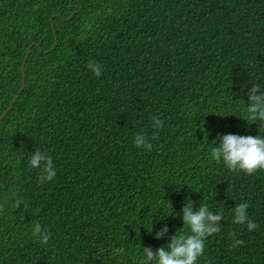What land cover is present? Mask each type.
<instances>
[{"label": "trees", "instance_id": "trees-1", "mask_svg": "<svg viewBox=\"0 0 264 264\" xmlns=\"http://www.w3.org/2000/svg\"><path fill=\"white\" fill-rule=\"evenodd\" d=\"M252 85L264 92V0H0V264H142L191 234L187 200L224 217L196 264H264V170L211 157L225 135L264 138ZM240 203L255 230L232 222Z\"/></svg>", "mask_w": 264, "mask_h": 264}, {"label": "clouds", "instance_id": "clouds-1", "mask_svg": "<svg viewBox=\"0 0 264 264\" xmlns=\"http://www.w3.org/2000/svg\"><path fill=\"white\" fill-rule=\"evenodd\" d=\"M88 69L93 75L99 77L102 75V67L100 64L89 61ZM257 93H260L257 95ZM250 104L246 107L248 119L251 121L264 122V92L256 86L252 85L251 92L248 94ZM153 126L157 129L163 127V121L158 117L153 118ZM155 138V137H153ZM137 148H146L151 150L152 144L148 143L145 135L137 134L134 139ZM211 157L217 163L223 161L224 165L230 171H243L247 175H252L257 170H264V138L260 135L238 136L225 135L220 140L219 146L212 147ZM29 167L40 169L38 177L40 183L51 181L56 171L52 158L47 154L35 151L28 160ZM21 201H16L17 209L20 207ZM26 207V206H25ZM193 202L187 200L183 208V225L187 226L189 235L183 234V228L179 230L180 235H174L170 243L162 246L154 253L151 248H143L144 259L142 264H196L199 257L204 254L205 240L220 231L219 222L224 218L222 213L213 214L209 211L208 206L202 205L198 211H193ZM248 203H240L234 209L233 223L237 225H247L248 231H253L257 225L248 218ZM3 209H0L2 211ZM183 226V227H184ZM168 227L165 226L160 232L156 233L155 239L159 240L166 236ZM32 235L39 239L42 244H47L50 233L42 229L39 223L32 228ZM231 235L235 236V233ZM242 240H234L231 247L243 246Z\"/></svg>", "mask_w": 264, "mask_h": 264}, {"label": "water", "instance_id": "water-1", "mask_svg": "<svg viewBox=\"0 0 264 264\" xmlns=\"http://www.w3.org/2000/svg\"><path fill=\"white\" fill-rule=\"evenodd\" d=\"M27 56H28V54H27ZM26 60H27V57H26V59L24 60V63H23V65H25V62H26ZM22 74V78H23V82H22V86H21V88H20V92L23 90V88H24V84H25V80H24V68L22 69V72H21ZM19 94L20 93H18V95L16 96V98L14 99V101L12 102V104H14L15 103V101L17 100V98H18V96H19ZM9 109H10V107L7 109V111H5L1 116H0V121L5 117V115L9 112Z\"/></svg>", "mask_w": 264, "mask_h": 264}]
</instances>
